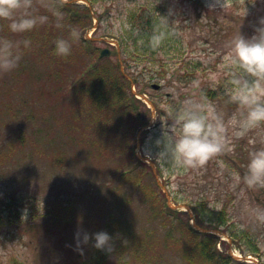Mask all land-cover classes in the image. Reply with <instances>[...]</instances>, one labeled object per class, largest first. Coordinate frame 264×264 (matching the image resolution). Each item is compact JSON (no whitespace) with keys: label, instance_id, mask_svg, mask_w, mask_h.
<instances>
[{"label":"rangeland","instance_id":"374dc122","mask_svg":"<svg viewBox=\"0 0 264 264\" xmlns=\"http://www.w3.org/2000/svg\"><path fill=\"white\" fill-rule=\"evenodd\" d=\"M148 1L98 3L95 10L100 19L96 17L94 26L86 34L96 39L101 49L109 48L112 60L122 61L117 35L130 25L126 21L129 8ZM171 1L176 9L173 26L182 34L189 49L188 54L179 58H201L210 68L203 81H194L188 86L177 78L175 67L178 72L182 70L176 60L166 77H155L152 83L162 84L161 88L156 89L151 83L141 97L154 104V112L151 109L148 120L152 113L158 117L152 118L155 126L152 125L149 133L142 134L140 142L132 141L134 154H124L115 140L108 139L113 135L96 125L90 126L92 132L85 128L71 131V91L65 93L67 98L59 92L47 75L55 66L51 62L45 65L41 55H28L23 50L16 68L0 72V206L13 198L25 203L21 206L24 222L7 228L0 226V264H94L91 252L95 236L78 246L77 232L82 240L86 232H111L110 226L116 223L123 230L125 243L118 245L117 250L126 252L130 264H187L186 260L178 259L183 248L175 245L167 235L172 231L170 225L164 223L157 236L150 234L155 226L156 203L153 197L143 195L146 192L153 195V190L159 189L164 196L157 200L165 203V211L172 213L179 222L175 236L186 227V221L191 225L197 222L198 209L193 205L198 200L209 206V202L219 203L220 209L226 211L228 223L219 229L218 248L224 253L242 252L240 241L229 236L227 231L236 226L256 237L262 257L253 254L251 260L264 263V223L254 221L248 212L256 205L264 207V187L248 188L243 183L235 190L230 187L231 173L243 174L250 151L264 147V122L242 137L232 135L229 128L231 151L213 156L199 168L175 167L158 157L161 149L153 142L155 134L161 132L163 135L171 123L170 100H181L182 106L188 100L204 102L196 96L193 87L205 81L218 83L231 73H241L225 58L234 37L241 32L246 36L256 32L260 18L264 17V0H201L205 6L189 0ZM80 2L85 4L83 0ZM66 87L70 89V85ZM225 87L229 88L228 98L209 102L227 121L234 112L244 114L247 109L232 100L238 85L228 82ZM250 138L256 143H250ZM106 140L108 146H104L103 153L101 145ZM142 154L151 165L150 170L143 161L138 167L145 174V192L136 190V184L128 180L117 179L116 174L119 161L122 163L128 157L137 165L136 158ZM159 166L162 173L158 172ZM156 171L158 174L154 178L152 172ZM241 189L244 196H241ZM174 197L180 201L176 203ZM58 201L68 203L70 210L52 219L48 215L34 217L36 210L57 212ZM185 204L190 207L188 212L177 209ZM159 221L164 222L162 217ZM223 236L228 238V245L223 243ZM244 261L240 259L235 263L243 264ZM109 264H117L116 257Z\"/></svg>","mask_w":264,"mask_h":264},{"label":"trees","instance_id":"16d2710c","mask_svg":"<svg viewBox=\"0 0 264 264\" xmlns=\"http://www.w3.org/2000/svg\"><path fill=\"white\" fill-rule=\"evenodd\" d=\"M106 1L114 0H89L90 6L81 5L71 0H32L34 14H46L49 19L44 23H38L29 31L16 33L11 31L9 19L0 18V37L20 41L22 50L26 54L41 55L45 65L51 62L55 66L47 71V75L58 87L59 92H63L64 97L67 90L71 91L69 92L71 96V131L75 128L77 131L83 130V128L90 131V126L96 125L98 128L110 132L113 138L108 139L115 140L118 149L128 155L134 154L132 141L137 139L138 130L149 122L151 113V108L133 92L134 85L139 93L146 92V88L157 75L166 77L170 73L171 64L176 60L175 63L179 64V69L182 70L178 72L175 67L177 78L188 86L194 81H203L208 75L207 71L210 65L207 67L201 58H179L188 54L189 49L187 50L188 47L182 34H178L173 26L176 17L175 4L171 0H149L129 8L126 21L130 25L117 35L120 40L122 60L125 64L124 72L121 62L112 60L111 56L103 57L98 41L86 34V31L94 26L96 17L100 19V15L95 10L96 5ZM189 1L205 6L201 0ZM56 9L64 13L60 26L57 24V16L54 15ZM170 10L172 15L169 17L167 14ZM123 24L125 26V23ZM73 27L79 30L80 38L73 42L70 54L57 55L55 52L56 40L61 36H69ZM161 33L163 34L161 42L158 46L153 47V36ZM24 40H29L30 45L25 47ZM133 65H135L134 68H132ZM67 75H71V77L66 78ZM238 75L241 73H231L214 84H209L207 81L200 82L192 89L196 90V96L204 102L228 98L229 88L225 87V84L229 82L230 85H237L236 77ZM67 85H70V89H67ZM169 102L173 113L182 107L181 100L174 99ZM73 125L74 127H72ZM91 130L93 131V128ZM149 132L147 130L144 134ZM160 134L161 132L155 134L153 142L162 149L163 145L157 143V140L163 137ZM101 146L104 153V146H108L107 140ZM129 149L131 150L129 151ZM125 159L127 160L125 161ZM128 159V157L124 158L122 163L119 161L117 179L119 177L123 181L128 180L136 184V190L145 192V174L142 168L138 170L143 161L136 158L138 164L135 165ZM146 166L151 170L149 164L146 163ZM158 172L162 173L160 166ZM152 176L155 178L153 172ZM145 195L153 197L156 203L153 214L155 226L152 225L151 236H157L162 231V226H165L164 223L170 225L172 231L167 235L175 245H180L183 248V252L178 254V259L186 260L187 264H235L229 254H225L217 248L219 237L214 233L200 232L186 221V227L182 228L181 232L175 236L180 225L172 213L165 211V203L157 200L161 195L164 196L161 189L153 190L154 196L147 192L143 196ZM174 200L176 203L180 201L175 197ZM21 205H24V201L21 202L17 198L6 200L3 211L0 212V225L23 222L25 218L24 213L21 212ZM200 205L203 206L202 209L199 208ZM193 208L198 209L197 222L203 226L220 227L228 223L224 209L210 207L200 200L196 205H193ZM57 210L55 212L50 209L45 213L56 216L69 211L70 206L61 202ZM171 211L174 210L171 209ZM45 213L36 212L34 214L44 215ZM160 217L164 222L159 221ZM119 226V223L110 226L112 227L110 233L113 235L112 243L114 245L112 251L100 249L94 245L93 252H91L94 264H109L113 257H116L117 264H130L126 252L122 251L121 253L117 250L118 245H125L122 237L123 230ZM229 232L241 243L247 245L244 248L246 253L259 252L260 246L255 236L244 230H233L232 228ZM165 239H167L166 235ZM224 243L227 244L226 241Z\"/></svg>","mask_w":264,"mask_h":264},{"label":"clouds","instance_id":"9594fccd","mask_svg":"<svg viewBox=\"0 0 264 264\" xmlns=\"http://www.w3.org/2000/svg\"><path fill=\"white\" fill-rule=\"evenodd\" d=\"M57 24H62L64 13L56 9ZM169 17L172 15L170 10ZM0 18L10 20L12 32L23 33L34 28L38 23L46 22V14H34L32 0H0ZM80 38V32L73 27L69 36L59 37L55 42L57 55H68L72 50L74 41ZM163 34H156L152 38V46L159 45ZM25 47L30 45L24 40ZM23 55L20 41L8 37H0V72L11 71L19 64ZM226 61L241 70L236 77L238 87L232 93V100L247 109L246 113L234 112L226 121L211 102L185 101L176 112L170 113L173 117L167 131L164 129L163 137L157 140L163 147L158 157L171 162L177 168H199L204 166L213 156L231 151L229 128L232 135L244 136L250 129L264 122V17L256 32L246 36L242 32L234 37L233 46L226 56ZM153 119L158 115H151ZM250 143L256 140L250 138ZM230 187L235 190L241 183L248 188L264 187V147L253 148L249 153L246 171L231 173ZM47 193V192H46ZM241 196L244 190L241 189ZM210 206L220 209V204L209 202ZM254 221L264 223V207L256 205L248 209ZM77 245L87 243L95 236V247L112 251L114 245L113 235L107 230L93 233H84L80 239L77 232ZM83 252V248H80Z\"/></svg>","mask_w":264,"mask_h":264},{"label":"water","instance_id":"95a60500","mask_svg":"<svg viewBox=\"0 0 264 264\" xmlns=\"http://www.w3.org/2000/svg\"><path fill=\"white\" fill-rule=\"evenodd\" d=\"M108 53H110V50L109 49H104L103 51H102V54L103 55H105V54H108ZM156 88H158L159 87V85H154ZM197 228H199V229H201L202 230V228H200L198 225H195ZM203 230H205V229H203Z\"/></svg>","mask_w":264,"mask_h":264}]
</instances>
